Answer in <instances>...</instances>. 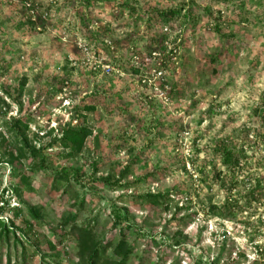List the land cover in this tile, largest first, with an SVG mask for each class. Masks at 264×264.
Here are the masks:
<instances>
[{
  "label": "rangeland",
  "instance_id": "obj_1",
  "mask_svg": "<svg viewBox=\"0 0 264 264\" xmlns=\"http://www.w3.org/2000/svg\"><path fill=\"white\" fill-rule=\"evenodd\" d=\"M263 132L264 0H0V264H264Z\"/></svg>",
  "mask_w": 264,
  "mask_h": 264
},
{
  "label": "trees",
  "instance_id": "obj_2",
  "mask_svg": "<svg viewBox=\"0 0 264 264\" xmlns=\"http://www.w3.org/2000/svg\"><path fill=\"white\" fill-rule=\"evenodd\" d=\"M89 3V0H85ZM128 7V8H126ZM125 8L129 10L132 9V6H126ZM135 12V10H134ZM179 14V10H165L162 12H155L156 18L164 19V18H172ZM92 110V109H91ZM14 123L18 126H21L23 130L26 129V125L22 124L18 120H14ZM91 135V132L85 126H79V128H73L67 126L61 132V136L59 137L58 143L66 150H68L72 155H76L80 153L83 148V145L86 139ZM264 138V132H263ZM34 153V152H33ZM216 156L220 159L221 166L226 170V174L232 173L234 168L237 167V161L235 160L234 151L223 141L217 144L216 148ZM41 166H38V168ZM221 172V171H220ZM218 172L217 174L220 175ZM58 179L66 181L68 180L67 171H61L58 174ZM22 182H26L24 177H21ZM168 194H147L146 200L148 203L154 206H161L165 202H168ZM224 208V206H223ZM14 215L18 216L22 211L20 208L13 209ZM27 213L30 217L36 218V214L31 210H27ZM127 223V219L125 216H122L119 210H114L113 213V222L112 227L114 229L119 228V238L116 242V245L111 248L110 244L103 245L97 244L95 245L93 242V236L91 231L89 230H78L79 235L77 236V249L78 254L81 259L84 261V264H127L130 256L133 253L132 246L129 245L126 237L124 235V230L120 227L122 223ZM127 226V225H126ZM12 226H6L5 222L0 219V235L7 236L10 233ZM125 227V226H124ZM111 248L110 255H107V251Z\"/></svg>",
  "mask_w": 264,
  "mask_h": 264
}]
</instances>
